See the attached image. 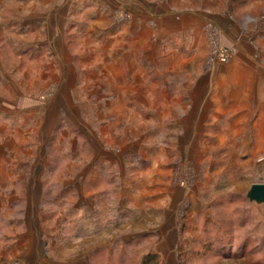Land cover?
Wrapping results in <instances>:
<instances>
[{
	"label": "rangeland",
	"instance_id": "374dc122",
	"mask_svg": "<svg viewBox=\"0 0 264 264\" xmlns=\"http://www.w3.org/2000/svg\"><path fill=\"white\" fill-rule=\"evenodd\" d=\"M186 5L197 12L200 8L198 13L186 14L188 20H181L198 23L193 29L157 27L142 32L141 38H146L140 47L142 55L156 52L160 56L154 63L141 62L144 69L157 72L156 94L149 93L148 86L139 93L132 85V56L139 54L132 45V31L125 34L121 46L112 48L85 42L82 38L89 31L72 28L70 52L75 58L71 70L62 62L61 76L54 77L53 83L32 86L27 96L13 99L15 106L8 105L11 120L32 117L28 124L19 123L35 136L44 132L47 114L53 113L48 106L57 103L65 110L60 114L55 140L23 141L21 146L13 143L15 150L7 159L28 172L14 174V181L28 179L26 192L33 204L0 207V216L5 215L0 217V240L4 233L17 234L24 249H29V257L34 256L35 245L44 247L45 243V264H121V258L123 264H141L150 253L159 256V264H264V206L247 199L253 184L264 183V152L252 161L234 155L233 147H244L250 127L229 125V111L220 109L214 94L205 95L208 100L204 96L203 102L197 93L176 92L178 88L183 91L181 86L196 85L198 75L216 72L224 77L237 48L228 24L222 29L214 19L212 0H186ZM228 5L229 0H220L221 9ZM249 14L245 10L238 13V40L244 37L252 42L244 33L245 27L261 24L260 18ZM117 16L115 23L130 20L128 14ZM169 18L175 21L178 16ZM224 18L226 23L230 20L227 11ZM89 37L96 39L101 33ZM166 44H171L170 48ZM183 45L190 48L186 50L189 54H204L203 62L161 58L172 50L181 52L176 49ZM214 48L236 51L227 63L212 62ZM106 54H128L130 58L116 62L99 57ZM118 63L123 65L119 73L129 77H111L114 70L106 66ZM219 67L225 70L218 71ZM29 68L39 73L35 82L49 78L35 64ZM165 87L172 89L170 102L183 98L187 104L162 101ZM223 104L228 105L227 101ZM9 117L0 114L1 119ZM99 151H106L112 159L99 161L95 157ZM38 168L43 173L36 174ZM37 181L43 182L42 188ZM89 195L92 200L88 205L93 204L98 208L97 212L94 209L96 214L106 219L101 230L94 221L86 232L77 231L75 236L72 216L76 210H86ZM102 199L108 203L102 205ZM117 210H124L118 222L113 217ZM26 215V226L19 223L11 229V219L19 221ZM36 226L40 236L32 230Z\"/></svg>",
	"mask_w": 264,
	"mask_h": 264
},
{
	"label": "crops",
	"instance_id": "0c3cea01",
	"mask_svg": "<svg viewBox=\"0 0 264 264\" xmlns=\"http://www.w3.org/2000/svg\"><path fill=\"white\" fill-rule=\"evenodd\" d=\"M212 1V14L218 25L221 26L220 28L224 29L226 24L230 27V36L237 48L236 56L224 77H222L221 73L215 75L216 72L211 76L198 75L196 85L181 86L180 90L183 89V91H179L178 88L176 92L178 94L197 93L201 95L199 100L201 99L203 102L208 100L205 95L214 94V98L216 97L219 100L220 109L223 110L224 107L229 111V117L226 120L229 125L249 126L251 132L245 133L244 147H233V151L235 152L234 155L247 157L250 161L260 157L261 153L264 152V0H229V5L225 10L221 9L220 0ZM243 10L247 14L251 13L252 18H260L261 21L260 26L257 28L249 27V25L245 27L244 33L247 36L249 35L250 39L252 38V42L248 38L241 37V40H238L235 37L240 28L238 24L241 23H238L240 19L238 18V13ZM226 11L230 16V20L227 23L224 18ZM198 12H200V8ZM198 12L195 9H188L186 0H0V114L5 117L8 115L9 117L10 113L8 110L10 108L8 105L15 106L13 99H16L19 95L27 96L30 90L34 89L32 86L38 88L46 87L54 82V77L58 79L61 76L62 62L68 63L66 69L71 70L70 63L75 58L70 52V45H72L70 31H72V28L76 31H89L88 35L82 38L85 42H100V44L108 45L112 48L121 46L125 41V34L132 31L134 38L132 45L134 48L137 47L139 51V54H133L132 56L133 66L130 72L132 85L137 88L136 91L139 93L144 86L149 87V93H155L158 86L156 83L157 72L153 68L144 69V66H141V62L154 63L160 56L156 52L153 55L151 53L142 55L141 43L146 40V38H141L142 32L147 28L156 30L157 27H166L165 29L168 31L193 29L198 23L181 20L185 18L188 20L186 15L188 13ZM119 13L128 14L130 20L126 22L121 20L123 22L115 23V18L119 19L117 16ZM174 14L178 16L175 21L169 18ZM94 33H101V37L90 38L89 36ZM103 33L105 34L104 36ZM166 45L169 48L171 46V44ZM154 46L157 48L155 44ZM176 50L181 52L172 50L167 55L161 56V58L164 60L170 59L171 61L174 59L187 61L188 59V61L195 62H203L205 59L204 54L187 53L186 50H190V48L186 49L184 45ZM99 57L108 59V61L123 62L124 58H130V55L106 54ZM34 64L37 68L39 67V71H45L43 76L48 75L49 78L47 80L43 82H35L33 80L39 75V73H37L38 75L35 73L37 70L29 68L34 66ZM120 67L123 68V65L119 63L118 65L106 66L107 69L114 70L113 72L116 74L111 73V77L116 76L117 79L129 77L122 76L119 73ZM217 69L218 71L225 70L220 69V67ZM104 77L109 76L106 75ZM150 78H154L153 82H151ZM221 78L222 80H220ZM147 79L148 81H146ZM224 85H227V87L224 88ZM171 91L170 87L164 88L165 97L162 101L172 105H174V102H180L181 106L185 103L187 104L186 99L179 98L180 101H177V99L174 101L172 96L171 100L173 101L170 102L168 93L171 94ZM221 94L225 96L221 98ZM213 100L216 102L215 99ZM202 101L200 103H203ZM226 101L228 105L223 104ZM214 105L216 106L217 104L214 103ZM204 107L199 108L202 109ZM68 109L72 108L69 107ZM48 110H50L49 112L53 111V113L47 114L44 132L39 134V136H35L32 130L24 131L19 123H30L32 121L30 116H25L22 121L20 118L12 120L10 117L0 118V207L12 206L13 204L26 206L33 204L29 200L28 192H26L30 186L28 179L26 182L20 183L17 179V181H14L13 176L14 174L17 176L23 173L27 174V169L14 167L12 162L9 161L11 158L7 159V157H11V151L15 150V147L12 148L14 142L19 143L21 146L23 141L28 144V141L34 142V140H38L41 143L49 139L55 140V129L60 125V114L65 108H62L60 104L53 103L50 107L48 106ZM56 116L57 119L55 118ZM66 121L68 124H72V120L66 119ZM14 126L17 128L10 130ZM26 150H28V146ZM99 152V154L95 155L99 161L103 160V162H106L112 159L106 151ZM35 171L36 174L43 173L40 168ZM30 181L32 184L35 183L33 180ZM37 184H40V188L43 187L42 181L41 183L37 181ZM13 195L15 196L12 197ZM7 197L12 199L8 200ZM86 197L88 198L85 202L86 210L82 213L80 210H76L72 216L73 228H77L75 236L78 235L77 231L84 230L86 232L94 221L99 223L98 228L102 227L104 219H106L96 214L98 208L96 209L93 204L88 205L87 201L89 199L92 200L91 195ZM103 203L108 202L102 199V205ZM107 205L104 210L108 208ZM88 209L89 212H87ZM11 211L12 208L8 212L11 214ZM106 213H108V210ZM95 215L97 218H94ZM3 216L5 215L3 214ZM26 216V219L24 217V219H18L19 221L11 219V229L15 224L18 226L19 223H23L26 226V221H29L27 220L29 218L28 215ZM119 216H124V210L122 213L117 210L116 217L115 215L113 216L117 222L119 221ZM106 217L109 218L108 214ZM38 225H40V214ZM32 230L40 236L37 226L35 229L33 227ZM42 234H44V231H42ZM1 242L3 245L0 247V264H12L15 259L16 261L19 259V261L13 264H45L43 260L45 257V243L44 247L43 245L42 247L35 245L32 249L34 256L29 257V249H24L17 234L9 235L4 233L0 240Z\"/></svg>",
	"mask_w": 264,
	"mask_h": 264
},
{
	"label": "water",
	"instance_id": "95a60500",
	"mask_svg": "<svg viewBox=\"0 0 264 264\" xmlns=\"http://www.w3.org/2000/svg\"><path fill=\"white\" fill-rule=\"evenodd\" d=\"M247 199L251 203L264 206V183L253 184L247 193Z\"/></svg>",
	"mask_w": 264,
	"mask_h": 264
},
{
	"label": "built area",
	"instance_id": "2783aa9c",
	"mask_svg": "<svg viewBox=\"0 0 264 264\" xmlns=\"http://www.w3.org/2000/svg\"><path fill=\"white\" fill-rule=\"evenodd\" d=\"M215 51V52H214ZM236 50L233 49H220V48H214L212 52V62H214L215 60H220L224 63H227L228 61L231 60V58L233 57V55L235 54Z\"/></svg>",
	"mask_w": 264,
	"mask_h": 264
},
{
	"label": "trees",
	"instance_id": "16d2710c",
	"mask_svg": "<svg viewBox=\"0 0 264 264\" xmlns=\"http://www.w3.org/2000/svg\"><path fill=\"white\" fill-rule=\"evenodd\" d=\"M121 264H123V259H120ZM141 264H159V256L156 254H148L143 259Z\"/></svg>",
	"mask_w": 264,
	"mask_h": 264
}]
</instances>
